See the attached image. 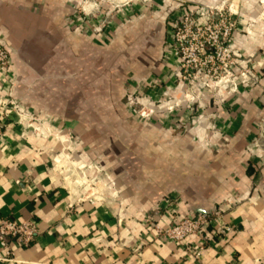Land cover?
Returning <instances> with one entry per match:
<instances>
[{"label": "crops", "instance_id": "0c3cea01", "mask_svg": "<svg viewBox=\"0 0 264 264\" xmlns=\"http://www.w3.org/2000/svg\"><path fill=\"white\" fill-rule=\"evenodd\" d=\"M180 1L0 0V222L38 230L0 264H264V9L243 0L253 27L232 35L234 74L258 82L188 93L166 47ZM217 212L230 232L180 245L148 223Z\"/></svg>", "mask_w": 264, "mask_h": 264}, {"label": "rangeland", "instance_id": "374dc122", "mask_svg": "<svg viewBox=\"0 0 264 264\" xmlns=\"http://www.w3.org/2000/svg\"><path fill=\"white\" fill-rule=\"evenodd\" d=\"M162 1V0H160ZM245 1V0H244ZM248 1V0H247ZM132 2H137L138 4H141V8L143 9H152V7H147V4H151L152 0H80L78 2L79 5H82L83 3H89L92 5H95L97 10L101 12L103 10L100 5H105V7H116L119 9L127 7L128 4H132ZM148 2V3H147ZM187 0H181L179 2V6L176 8H173L174 12L168 16V41L166 42V47H168L169 50H171L177 60L178 66L182 64H189V70L183 71V78L184 81L182 83L185 85V89L187 91H190L192 89L200 90L202 93L204 90H202L203 84L206 83L207 80H218L221 75L218 71L216 73L207 74V71L210 69L208 63L205 62L204 56L202 57L201 52L203 42L205 39H208L207 37H204L201 39V37H198L196 39H193L191 37V34H189L190 30H193L194 27L202 26L204 27L205 24H208V21L211 18L216 19L218 18H226L229 22V26L227 28L231 30V36L227 39L226 47L229 49L233 55L232 57V69H231V77L232 79H236L239 77L240 73L247 71L244 70L239 72V74L235 75L234 71L237 67V60L234 55V51H232V35L236 32L242 31V32H249L251 31L253 27V23L247 22L243 23L240 18L241 13V3L243 0H223L215 5L212 6H203L188 3ZM251 2L257 3L260 8L264 9V0H251ZM160 8L162 12V4L159 3ZM158 5V6H159ZM146 6V7H145ZM94 9V10H95ZM65 12L67 8H64ZM156 10V9H155ZM107 11V9L105 10ZM151 11V10H150ZM62 13L63 16L66 15V13ZM94 13H88L84 14L82 12V7H78L76 9V18L80 17L81 19L86 18L90 21L93 20L92 15ZM179 22V27L176 29H173L171 25H174V21ZM182 21V24L180 23ZM106 22V21H105ZM105 24V23H104ZM218 29V28H217ZM215 29V31H217ZM191 33V31H190ZM177 35V38H176ZM177 39V40H175ZM176 50L178 52V55L176 53ZM181 51V52H180ZM183 52V53H182ZM176 53V54H175ZM180 53V54H179ZM193 60H196V62H193ZM129 74V72L127 71ZM249 77L251 78V74L249 73ZM126 75H124L123 81L126 83ZM253 79V80H252ZM249 80L247 84H250L251 81H254L255 83L258 82V78L253 76V78ZM190 82V83H188ZM189 84V85H188ZM129 88V87H128ZM127 88V89H128ZM128 93L124 94V100H125V106L128 112L133 113L135 116H137L142 122H145L148 120V113L151 111L149 106L146 104L137 101V95L134 93V91L128 89ZM189 93V92H188ZM94 170V168H93Z\"/></svg>", "mask_w": 264, "mask_h": 264}, {"label": "built area", "instance_id": "2783aa9c", "mask_svg": "<svg viewBox=\"0 0 264 264\" xmlns=\"http://www.w3.org/2000/svg\"><path fill=\"white\" fill-rule=\"evenodd\" d=\"M173 29L179 27V22L175 20ZM182 24V21L180 22ZM229 22L226 18H211L208 24L204 27L197 26L189 31L191 37L196 39L207 37L202 45L201 52L205 62L208 63L210 69L207 74L216 73L217 71L223 76L218 80H207L202 86L204 92L212 91L213 88H219L228 85L235 88L236 84H247L251 79L249 73L244 71L240 73L239 77L232 79V53L226 47L227 39L231 36V30L227 28ZM218 28V29H217ZM217 29V31H215ZM174 38V37H173ZM177 38V35H176ZM175 39V38H174ZM177 40V39H175ZM181 52V51H180ZM178 55V52L176 50ZM175 53V54H176ZM183 53V52H182ZM180 54V53H179ZM196 62V60H193ZM10 66V54L6 47L0 42V72H5ZM189 70V64H182L179 66L181 81H184L183 71ZM253 80V79H252ZM252 82V81H251ZM190 83V82H188ZM255 83V82H254ZM189 85V84H188ZM191 91V90H190ZM188 91V92H190ZM149 225L152 227L155 236L164 243L172 245H180L187 241L192 236L205 235L210 228H221L222 231L230 232V228L224 226L222 222V215L217 212L213 214H200L193 217L178 218L167 228L163 229L157 224ZM38 235L36 224L32 221L17 223L12 220H3L0 222V248L4 253V258L11 259L13 257V248H26L28 247Z\"/></svg>", "mask_w": 264, "mask_h": 264}, {"label": "water", "instance_id": "95a60500", "mask_svg": "<svg viewBox=\"0 0 264 264\" xmlns=\"http://www.w3.org/2000/svg\"><path fill=\"white\" fill-rule=\"evenodd\" d=\"M0 42H2V41H0ZM2 44L5 46V44L2 42ZM6 47V46H5ZM6 49H7V47H6ZM8 50V49H7ZM9 51V54H10V56H11V52H10V50H8ZM203 214V213H202Z\"/></svg>", "mask_w": 264, "mask_h": 264}]
</instances>
